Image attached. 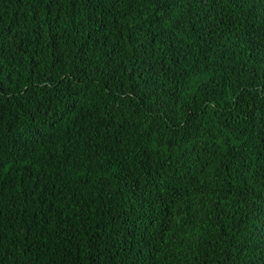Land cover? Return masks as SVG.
Returning <instances> with one entry per match:
<instances>
[{
	"label": "trees",
	"instance_id": "16d2710c",
	"mask_svg": "<svg viewBox=\"0 0 264 264\" xmlns=\"http://www.w3.org/2000/svg\"><path fill=\"white\" fill-rule=\"evenodd\" d=\"M0 264H264V0H0Z\"/></svg>",
	"mask_w": 264,
	"mask_h": 264
}]
</instances>
